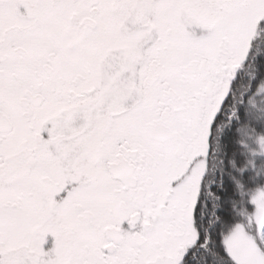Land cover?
<instances>
[{"label":"snow or ice","instance_id":"1","mask_svg":"<svg viewBox=\"0 0 264 264\" xmlns=\"http://www.w3.org/2000/svg\"><path fill=\"white\" fill-rule=\"evenodd\" d=\"M261 48L264 0H0V264H264Z\"/></svg>","mask_w":264,"mask_h":264},{"label":"trees","instance_id":"2","mask_svg":"<svg viewBox=\"0 0 264 264\" xmlns=\"http://www.w3.org/2000/svg\"><path fill=\"white\" fill-rule=\"evenodd\" d=\"M242 72H244V75H242L243 73L241 74L238 91L245 90L249 77L255 75L257 72L264 73V48L254 52L253 60L249 66L247 64L243 67ZM224 126H226V123ZM208 264H211V259H209Z\"/></svg>","mask_w":264,"mask_h":264},{"label":"flooded vegetation","instance_id":"3","mask_svg":"<svg viewBox=\"0 0 264 264\" xmlns=\"http://www.w3.org/2000/svg\"><path fill=\"white\" fill-rule=\"evenodd\" d=\"M253 57H254V53L252 54V57L249 59V61H248V63H247L248 66H249V64L251 63V61L253 60ZM242 69H243V68H242ZM242 69H241V71H240V77H241V74H242V73H243L242 75H244V72H242ZM240 82H241V81H240V79H239V81H238V83H237V89H238V87L240 86V85H239Z\"/></svg>","mask_w":264,"mask_h":264}]
</instances>
